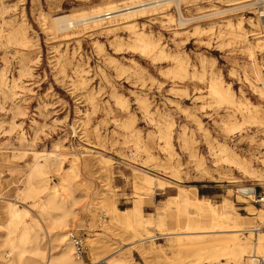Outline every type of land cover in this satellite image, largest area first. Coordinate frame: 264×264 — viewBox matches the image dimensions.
<instances>
[{"label":"rangeland","instance_id":"1","mask_svg":"<svg viewBox=\"0 0 264 264\" xmlns=\"http://www.w3.org/2000/svg\"><path fill=\"white\" fill-rule=\"evenodd\" d=\"M112 1V8H119L134 0H0V197L16 198L25 186L35 153L54 152L53 146L60 142L63 146L56 153L64 157V167H69L74 156L81 162L90 158L92 166L90 173L81 165L75 181L77 198L68 203L65 226L52 229L53 244L61 231H67L68 237L74 231L85 237L89 250L90 240L102 236L113 240L126 230L124 225L110 222L109 212L117 207L122 213L138 205L139 194L132 179L134 169L170 182V188L155 190L152 206L140 204L147 216L155 212L156 205L175 195L179 187L192 189L191 186L213 203L233 204L241 215H247L248 204L263 208L252 199L239 202L237 195L240 188L247 187L264 192V102L245 79H256L253 61L248 56L256 30L248 19L252 17L257 22L264 3L252 0L256 3L252 7L219 16L222 18L217 20L193 21L186 25V33L176 32L179 12L173 2L123 20L134 22L137 31H146L157 40L167 50L165 56L144 55L134 49L133 33L125 25L108 29L107 25L118 23L120 17L107 20L99 28L84 24L69 31L50 28L52 17L70 15L79 19L107 9ZM227 1L182 0L181 9L186 18H193L228 9L231 2ZM240 18L244 20L247 39L251 38L248 43L227 33L228 22L235 25ZM261 24L260 21L259 32L263 31ZM196 26L205 33L199 30L193 34ZM25 36L27 40L21 42ZM255 63L264 76V50L255 53ZM180 64L186 67V74L179 70ZM219 78L223 80V89L232 93V99L243 103V111L256 116L234 135L226 133L224 123L228 119L226 110L236 108L226 102L218 103L210 95V82ZM15 83L25 87L17 99L6 93L7 87ZM114 95H120L126 109L115 104ZM143 99L147 110L142 107ZM15 104L20 105V113L15 111ZM236 114L242 122V115ZM12 122L21 127L11 129ZM169 124L172 157L161 139ZM22 133L27 141H21ZM226 143L241 161L250 162L257 178L227 166L220 159L216 151ZM23 149H27L26 157L14 156ZM100 156L110 159L111 177L106 195L96 198L106 182L98 167ZM58 182V176L51 174L50 183ZM4 202L0 198V223L6 222ZM94 208H98L100 216H96L92 226ZM105 227L110 228L109 233H104ZM1 230L5 229L0 228V249L7 251L2 245ZM156 242L164 245L165 239ZM43 243L48 245V238L44 237ZM133 255L136 264H145L138 253ZM84 260L93 264L87 250Z\"/></svg>","mask_w":264,"mask_h":264},{"label":"bare ground","instance_id":"2","mask_svg":"<svg viewBox=\"0 0 264 264\" xmlns=\"http://www.w3.org/2000/svg\"><path fill=\"white\" fill-rule=\"evenodd\" d=\"M228 1L231 4L230 8H225L226 10L216 9L198 14L193 18L184 16L181 9L182 0H134L130 4L119 8H112L110 4L115 2L112 1L108 3L107 9H99L79 19L70 15L52 17L50 28L56 32L60 30L69 31L79 24L99 28L107 20L120 17L119 20L121 21L107 25L108 29L119 24L125 25L133 33L131 45L134 49L139 50L144 55L157 54L158 56H165L167 50L165 51L157 40L147 35L146 31H137L134 22L123 20L131 15L134 16L139 13L156 10L160 6L169 5L173 2L179 12L176 32L186 33L188 32L186 25L193 21L217 20L222 18L219 16L250 8L256 4L255 2V4L250 2L252 0ZM259 2L264 3V0H259ZM256 8L258 9V7ZM257 20L255 22L252 17L248 19L250 25L256 30L252 34L255 41L252 45L249 44L248 47V56L253 61L256 79L251 80L246 74L245 79L264 102V76L262 69L255 63V53L264 50V27H262L263 31L259 32L260 18ZM243 22V18H240L235 25L228 22L227 33L233 36L234 39L248 43L251 38L248 37L247 39ZM212 29L210 28L209 30L212 31ZM199 30L205 33L203 29L196 26L193 34L198 33ZM219 34H221L220 38L223 37L221 30H219ZM25 40H27L26 36L21 39V42ZM179 70L186 74V67L183 64H180ZM214 80L212 79L209 85L210 95L215 97L218 103L223 104L226 102V104L236 108L235 110L230 108L226 110V117L228 118L226 123H224L226 133L229 135L237 134L244 123H249L256 116L251 112L245 113L243 111V103L232 99V93L223 89L222 79ZM2 82L6 85L4 81ZM7 88L8 92L6 93H10L13 99H17L22 95L21 93L25 87L15 83ZM116 95H114L115 104L122 109H126V102L119 97L120 95ZM141 104L143 109L147 110L145 99L141 101ZM14 109L20 113L19 104H15ZM237 112L242 115V122L238 120ZM197 122L199 127L203 128L202 122L200 120ZM17 127H21V124L12 122L11 129ZM170 127V124L166 127L161 139L165 141V149L168 150L170 157H172L174 152L171 150ZM72 128L76 134L74 126ZM21 141H27L23 133ZM136 145L139 147V143H136ZM62 146V143L60 144L59 142L53 146L54 152L35 153L30 174L26 179L25 186L19 191L20 193L14 199L0 197L5 200L4 203L7 202L6 206H4L6 222L0 223V228L5 229V231L1 230V238L2 245L7 248V251L0 249V264H86L84 258H76L75 250L67 231H61L55 236L56 244H53L50 236L52 229L57 225L65 226L67 213L70 211L68 203L70 200L77 198L74 196L75 181L80 175L81 165L84 170L88 171L92 166L90 158L87 157L81 162L77 156H74L69 160V167H64V157L56 153ZM211 149L214 148L212 147ZM217 152H219L220 159L228 164L227 166L235 168L251 178L258 177L250 162L241 161L227 143L226 145L218 146ZM15 155L26 157L28 155L27 149H23L21 152L15 153ZM192 156H194V153ZM39 157H43V159L38 160L40 159ZM149 157L152 159L151 156ZM97 162L100 172L106 176L105 184L102 183L104 190L100 189L96 193L97 196L95 195L96 198H100L106 195L104 191L110 183L111 163L108 157L103 156H100ZM136 170L134 169L132 179L134 189L139 194L136 198L138 205L134 209L123 210L122 213L119 212L117 207L112 208L109 212L110 222L112 224H122L125 226L123 229L126 230L116 235L113 240L105 236L90 240L89 250L85 240L88 257L93 264H136L133 260L134 252L138 253L145 264H264V204L263 208L248 204L245 208L247 215H241L235 210L233 204L213 203L210 199H204L199 196L200 194L198 195L195 186H191L192 189L179 187L175 195L171 196L169 200L156 205L155 212L147 216L140 204L147 203L148 206H152L153 198L157 195L155 190L170 188V182L142 169L141 171L145 173ZM228 170H231V168H228ZM51 174L58 176L59 182L57 184L52 185L50 183ZM229 179H233V177H229ZM230 182L234 181L231 180ZM251 189L253 187L243 188V190L240 188L241 193L237 195L238 201L247 203L252 198L249 196L252 195ZM41 195L43 199L40 198ZM190 210H194V212ZM59 211L63 213L59 214ZM106 214L107 212L103 215ZM97 215L98 208H94L92 210V226H94ZM0 218H2L1 215ZM46 222L49 223L46 224ZM109 229L105 227L104 233H109ZM44 237L48 238V245L43 243ZM160 239H165L164 245L156 242Z\"/></svg>","mask_w":264,"mask_h":264},{"label":"built area","instance_id":"3","mask_svg":"<svg viewBox=\"0 0 264 264\" xmlns=\"http://www.w3.org/2000/svg\"><path fill=\"white\" fill-rule=\"evenodd\" d=\"M258 16L260 18V21L262 22V26L264 27V10L262 8V10L258 11ZM250 188V187H247ZM243 190V188H242ZM252 190V195H249L250 199H252V201L255 204H264V192L262 193H257L256 189L253 188ZM239 192L241 193V190H239ZM248 195V194H246ZM69 238L73 244L74 250H75V256L77 259H83L85 258L86 255V250H87V246H86V239L84 236L74 232V231H70L69 232Z\"/></svg>","mask_w":264,"mask_h":264}]
</instances>
